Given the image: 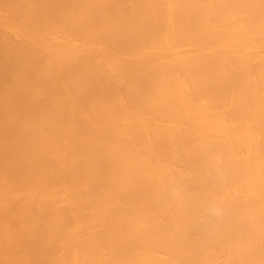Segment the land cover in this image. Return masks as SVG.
<instances>
[{"label":"bare ground","instance_id":"bare-ground-1","mask_svg":"<svg viewBox=\"0 0 264 264\" xmlns=\"http://www.w3.org/2000/svg\"><path fill=\"white\" fill-rule=\"evenodd\" d=\"M0 264H264V0H0Z\"/></svg>","mask_w":264,"mask_h":264},{"label":"clouds","instance_id":"clouds-1","mask_svg":"<svg viewBox=\"0 0 264 264\" xmlns=\"http://www.w3.org/2000/svg\"><path fill=\"white\" fill-rule=\"evenodd\" d=\"M207 213L214 218H221L224 215V210L219 203L213 202L209 204Z\"/></svg>","mask_w":264,"mask_h":264}]
</instances>
